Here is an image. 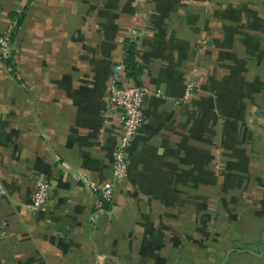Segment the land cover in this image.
Returning <instances> with one entry per match:
<instances>
[{"label": "crops", "instance_id": "crops-1", "mask_svg": "<svg viewBox=\"0 0 264 264\" xmlns=\"http://www.w3.org/2000/svg\"><path fill=\"white\" fill-rule=\"evenodd\" d=\"M13 29L0 264H264V0H0V35ZM128 41L152 92L128 176L99 210L90 185L112 176L124 115L108 103ZM39 175L50 198L32 212Z\"/></svg>", "mask_w": 264, "mask_h": 264}, {"label": "built area", "instance_id": "built-area-1", "mask_svg": "<svg viewBox=\"0 0 264 264\" xmlns=\"http://www.w3.org/2000/svg\"><path fill=\"white\" fill-rule=\"evenodd\" d=\"M12 41V33L8 31L0 35V66L4 63L6 49ZM119 76L113 79L110 95L109 108L118 107L124 115L121 135L117 146L113 151V171L109 180L100 187L90 185L94 191L99 192L97 209H110L115 201V195L122 181L129 172V152L133 142L145 122L144 104L151 90L144 84H135L129 78L121 80ZM199 88V81L191 79L186 83L183 100L189 102L195 91ZM51 183L42 176L35 179V188L28 207L32 212L46 209L50 198ZM6 194L3 181L0 177V196ZM108 206V207H106ZM4 222L0 220V231L3 230Z\"/></svg>", "mask_w": 264, "mask_h": 264}, {"label": "trees", "instance_id": "trees-1", "mask_svg": "<svg viewBox=\"0 0 264 264\" xmlns=\"http://www.w3.org/2000/svg\"><path fill=\"white\" fill-rule=\"evenodd\" d=\"M15 16H18V15L14 14L12 18ZM21 18H22V15L21 16L19 15L17 24L20 22ZM11 33H12V40H13L14 29L11 31ZM137 56H138V50H137L136 44L133 41H128V43L125 45V54H124V60H123L124 69L130 80H132L135 84H141L138 77L142 73V70L137 63Z\"/></svg>", "mask_w": 264, "mask_h": 264}]
</instances>
